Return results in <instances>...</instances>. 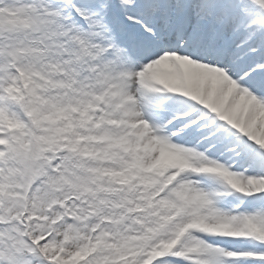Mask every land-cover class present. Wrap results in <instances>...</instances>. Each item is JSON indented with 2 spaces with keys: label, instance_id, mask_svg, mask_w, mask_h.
<instances>
[{
  "label": "snow or ice",
  "instance_id": "6c2138e0",
  "mask_svg": "<svg viewBox=\"0 0 264 264\" xmlns=\"http://www.w3.org/2000/svg\"><path fill=\"white\" fill-rule=\"evenodd\" d=\"M0 264H264V0H0Z\"/></svg>",
  "mask_w": 264,
  "mask_h": 264
}]
</instances>
